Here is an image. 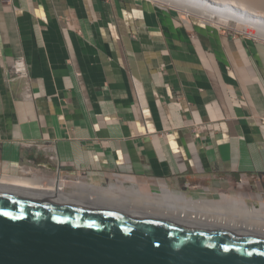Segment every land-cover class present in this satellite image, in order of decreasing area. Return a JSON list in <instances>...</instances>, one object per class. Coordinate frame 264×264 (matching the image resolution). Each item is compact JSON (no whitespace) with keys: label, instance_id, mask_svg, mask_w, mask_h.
I'll list each match as a JSON object with an SVG mask.
<instances>
[{"label":"crops","instance_id":"crops-1","mask_svg":"<svg viewBox=\"0 0 264 264\" xmlns=\"http://www.w3.org/2000/svg\"><path fill=\"white\" fill-rule=\"evenodd\" d=\"M23 173L62 199L264 235V43L146 0H0V177Z\"/></svg>","mask_w":264,"mask_h":264},{"label":"water","instance_id":"water-1","mask_svg":"<svg viewBox=\"0 0 264 264\" xmlns=\"http://www.w3.org/2000/svg\"><path fill=\"white\" fill-rule=\"evenodd\" d=\"M0 264H264V235L0 189Z\"/></svg>","mask_w":264,"mask_h":264},{"label":"bare ground","instance_id":"bare-ground-1","mask_svg":"<svg viewBox=\"0 0 264 264\" xmlns=\"http://www.w3.org/2000/svg\"><path fill=\"white\" fill-rule=\"evenodd\" d=\"M146 1L151 3L156 1L162 5L175 7L176 9L181 11L184 15L187 14L192 15L195 18L196 23L198 22V24L200 25L211 24L216 26L221 24L220 20L224 22L233 21L236 24L243 26L244 32H247L257 37L258 39L264 40V0H146ZM53 181H51L50 183H52ZM39 182L40 181L38 180L27 177L18 178L14 176H10V177L1 176L0 189L9 190V191L14 190L21 193L29 192L32 194L45 195V196L46 195L52 196L54 194L58 195L61 193L64 194V196L65 194L69 195L58 185H56V183H52L49 186H44ZM98 192L99 194H97ZM112 192L113 190L105 191L104 189H99L95 193L97 195L104 196V198H109V197L115 198L114 197L115 193ZM173 207L167 206L166 208L171 209ZM184 210L185 209H183V211ZM255 214L262 218L260 214L257 213ZM252 216L254 219L257 220L260 219L254 215ZM263 223L264 221H262L260 224ZM237 226H239V224Z\"/></svg>","mask_w":264,"mask_h":264},{"label":"rangeland","instance_id":"rangeland-1","mask_svg":"<svg viewBox=\"0 0 264 264\" xmlns=\"http://www.w3.org/2000/svg\"><path fill=\"white\" fill-rule=\"evenodd\" d=\"M153 3L160 4L159 2H156V1L153 2ZM165 6H168V5H165ZM168 7H171L175 11H177V13L179 14V16L183 18V20H184L185 23H188L189 24V22H190L192 25L198 24V22L196 23V20H195V18L192 15H190V14L184 15L181 11H179L175 7H172V6H168ZM220 22H221V24L220 25H216V26H221V29H226V30L228 29V30L233 31V32H238V33H241L243 35L252 37L253 40L256 41V42H262V43H264V40L258 39L257 37H255V36H253V35H251V34H249L247 32H244L243 31L244 30L243 29V26L238 25V24H236L233 21L224 22V21L220 20Z\"/></svg>","mask_w":264,"mask_h":264},{"label":"built area","instance_id":"built-area-1","mask_svg":"<svg viewBox=\"0 0 264 264\" xmlns=\"http://www.w3.org/2000/svg\"><path fill=\"white\" fill-rule=\"evenodd\" d=\"M12 68L16 76L23 77L28 80L29 71L25 59L22 56L16 57L12 61ZM28 82V81H27ZM30 83L28 82L25 88L26 97L31 98L33 95L29 89Z\"/></svg>","mask_w":264,"mask_h":264},{"label":"clouds","instance_id":"clouds-1","mask_svg":"<svg viewBox=\"0 0 264 264\" xmlns=\"http://www.w3.org/2000/svg\"><path fill=\"white\" fill-rule=\"evenodd\" d=\"M23 171L27 172L25 169H23ZM16 176H17V177H23V176L31 177V175H28L27 173H23V174L16 175ZM61 178H62V177H59V175L55 176V179H57L58 182H59V180L61 181ZM62 182H65V181H62Z\"/></svg>","mask_w":264,"mask_h":264},{"label":"flooded vegetation","instance_id":"flooded-vegetation-1","mask_svg":"<svg viewBox=\"0 0 264 264\" xmlns=\"http://www.w3.org/2000/svg\"><path fill=\"white\" fill-rule=\"evenodd\" d=\"M59 173H60V172H59ZM59 173H58V174H59ZM27 178H30V177H27ZM0 188H1V187H0ZM13 191H14V190H13ZM23 193H24V192H23ZM25 193L28 194V195H30V196H33V197H37V196H44V197H46V196H47V195L45 196V195L32 194V193H29V192H25ZM25 193H24V194H25ZM53 196H54V195H53ZM53 196H49V195H48L47 197L51 198V197H53ZM54 197H56V195H55Z\"/></svg>","mask_w":264,"mask_h":264}]
</instances>
